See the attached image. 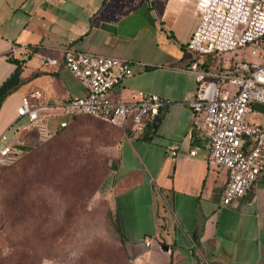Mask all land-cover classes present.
<instances>
[{
  "label": "crops",
  "instance_id": "crops-1",
  "mask_svg": "<svg viewBox=\"0 0 264 264\" xmlns=\"http://www.w3.org/2000/svg\"><path fill=\"white\" fill-rule=\"evenodd\" d=\"M195 3L0 0V136L24 122L17 117L23 97L37 93L36 101L59 105L85 95L68 69H43L42 58L61 59L63 50L71 48L132 61L134 75L109 98L127 102L146 93L171 104L142 137L123 133L112 166V204L130 261L264 264V182L220 207L230 172L209 159L208 144L193 129L185 103L197 88L187 49L198 23ZM249 115V123L264 126V105L252 104ZM63 120H53L52 130ZM21 138L26 146L39 142L35 132ZM171 148L176 156L170 155ZM194 149L198 153L191 156Z\"/></svg>",
  "mask_w": 264,
  "mask_h": 264
},
{
  "label": "built area",
  "instance_id": "built-area-1",
  "mask_svg": "<svg viewBox=\"0 0 264 264\" xmlns=\"http://www.w3.org/2000/svg\"><path fill=\"white\" fill-rule=\"evenodd\" d=\"M195 12L198 23L187 49L192 58L188 70L197 88L185 103L191 109L193 129L200 130L208 144L209 159L230 172L218 203L228 207L264 182V126L246 119L252 104L264 105V0H196ZM245 48L249 55L242 59L240 51ZM16 51L11 49L12 54ZM230 53L234 57L227 59ZM40 64L43 69L63 65L86 93L70 96L59 105L36 101L37 93L23 97L17 117L24 122L0 136V167L14 164L24 154L22 133L35 132L39 142L46 141L55 132L51 128L55 119H66L57 124L60 130L86 115L121 129L128 137L140 138L171 104L169 99L146 93L127 102L109 98L110 91L134 75V63L129 60L66 48L61 59L42 58ZM197 153L194 149L190 155ZM170 155H177L175 149H170Z\"/></svg>",
  "mask_w": 264,
  "mask_h": 264
},
{
  "label": "rangeland",
  "instance_id": "rangeland-1",
  "mask_svg": "<svg viewBox=\"0 0 264 264\" xmlns=\"http://www.w3.org/2000/svg\"><path fill=\"white\" fill-rule=\"evenodd\" d=\"M240 54L246 59L248 49ZM123 137L121 129L82 115L0 167V202L7 200L0 264H132L114 226L110 193ZM11 170L15 179H7Z\"/></svg>",
  "mask_w": 264,
  "mask_h": 264
},
{
  "label": "trees",
  "instance_id": "trees-1",
  "mask_svg": "<svg viewBox=\"0 0 264 264\" xmlns=\"http://www.w3.org/2000/svg\"><path fill=\"white\" fill-rule=\"evenodd\" d=\"M76 118H74V119H72V120H70L69 121V123H68V125L71 123V121H74ZM158 121H153V122H150L149 124H148V126H147V129H148V127L151 125V124H155V123H157ZM68 125H67V127H68ZM66 128V127H65ZM146 129V130H147ZM22 150L24 151V152H32L33 150H34V148H33V146H25V147H22ZM15 171L14 170H11L10 171V173L7 175V179L9 178V179H15ZM1 176H2V174L0 175V179H1ZM3 202V203H2ZM2 202H0V210L3 208V207H5V203L7 202V200L6 201H2ZM112 210H113V215H114V226H115V229H116V231H117V233L119 234V236H120V238H121V240H122V242L124 243V239H123V235H122V232H121V230H120V228H119V225H118V222H117V218H116V214H115V211H114V207H113V204H112ZM124 251H125V253H127V250H126V248L124 249Z\"/></svg>",
  "mask_w": 264,
  "mask_h": 264
}]
</instances>
